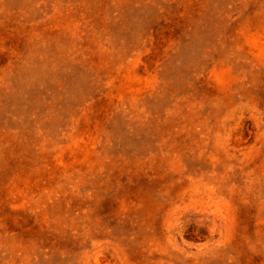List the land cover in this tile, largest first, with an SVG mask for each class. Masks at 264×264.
Here are the masks:
<instances>
[{
    "label": "rangeland",
    "instance_id": "1",
    "mask_svg": "<svg viewBox=\"0 0 264 264\" xmlns=\"http://www.w3.org/2000/svg\"><path fill=\"white\" fill-rule=\"evenodd\" d=\"M0 264H264V0H0Z\"/></svg>",
    "mask_w": 264,
    "mask_h": 264
}]
</instances>
